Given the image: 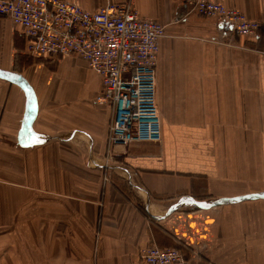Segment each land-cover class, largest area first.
<instances>
[{
    "label": "crops",
    "instance_id": "obj_1",
    "mask_svg": "<svg viewBox=\"0 0 264 264\" xmlns=\"http://www.w3.org/2000/svg\"><path fill=\"white\" fill-rule=\"evenodd\" d=\"M65 1L130 4L164 26L161 139L104 166L99 77L26 55L0 16V264H130L151 245L182 264H264V0H209L257 22L247 37L182 0Z\"/></svg>",
    "mask_w": 264,
    "mask_h": 264
},
{
    "label": "built area",
    "instance_id": "obj_2",
    "mask_svg": "<svg viewBox=\"0 0 264 264\" xmlns=\"http://www.w3.org/2000/svg\"><path fill=\"white\" fill-rule=\"evenodd\" d=\"M197 15L220 19L235 34H255L259 24L234 8L209 0H182ZM0 16L20 28L32 58L77 57L100 80L95 104L110 113L104 166L137 142L157 143L161 125L155 103V68L165 28L130 4L86 11L65 0H0ZM123 149V150H122ZM173 248L151 245L130 264H182Z\"/></svg>",
    "mask_w": 264,
    "mask_h": 264
},
{
    "label": "rangeland",
    "instance_id": "obj_3",
    "mask_svg": "<svg viewBox=\"0 0 264 264\" xmlns=\"http://www.w3.org/2000/svg\"><path fill=\"white\" fill-rule=\"evenodd\" d=\"M247 184H249L250 183V181L249 180H244ZM264 205V204H263ZM247 206H250V205H247ZM253 206H259L258 204L256 205H253Z\"/></svg>",
    "mask_w": 264,
    "mask_h": 264
}]
</instances>
